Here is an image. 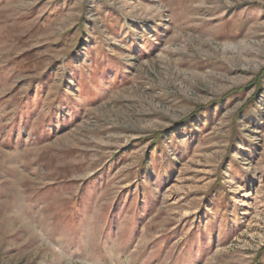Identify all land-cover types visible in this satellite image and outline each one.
Returning a JSON list of instances; mask_svg holds the SVG:
<instances>
[{"label":"rangeland","instance_id":"374dc122","mask_svg":"<svg viewBox=\"0 0 264 264\" xmlns=\"http://www.w3.org/2000/svg\"><path fill=\"white\" fill-rule=\"evenodd\" d=\"M0 264H264V0H0Z\"/></svg>","mask_w":264,"mask_h":264}]
</instances>
